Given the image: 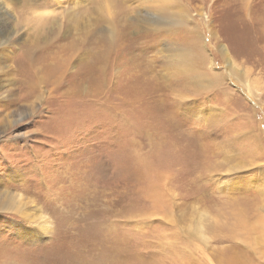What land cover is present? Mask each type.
<instances>
[{"label": "rangeland", "instance_id": "374dc122", "mask_svg": "<svg viewBox=\"0 0 264 264\" xmlns=\"http://www.w3.org/2000/svg\"><path fill=\"white\" fill-rule=\"evenodd\" d=\"M0 179V264H264V0H0Z\"/></svg>", "mask_w": 264, "mask_h": 264}, {"label": "bare ground", "instance_id": "6f19581e", "mask_svg": "<svg viewBox=\"0 0 264 264\" xmlns=\"http://www.w3.org/2000/svg\"><path fill=\"white\" fill-rule=\"evenodd\" d=\"M5 36V35H4ZM6 37V36H5ZM225 53V52H224ZM19 102H20V100H19ZM8 174V173H7ZM9 178V177H8ZM7 179V178H6ZM9 179H11V178H9ZM1 180V179H0ZM2 181V180H1ZM1 185V184H0ZM1 189H2V191H1ZM1 189H0V191H1V196L6 192L5 190H4V186H2L1 187ZM2 207V204L0 203V208ZM38 228V226H36V229ZM35 230V229H34ZM3 236V235H2ZM2 239V238H1ZM4 244V243H3ZM2 244V245H3ZM7 245V244H6ZM9 248V247H8ZM15 248V247H14ZM13 248V249H14ZM17 248H19V247H17ZM8 250H10V249H8ZM16 250V249H15ZM4 251V248L2 249V251L0 250V258L1 257H3V258H7V255H6V252H3ZM11 252V251H10ZM12 254V253H11ZM10 257V256H9ZM12 257V256H11ZM17 257V256H16ZM17 259V258H16ZM19 259V258H18ZM31 260V259H30ZM14 261V260H13ZM2 262V261H1ZM5 262V261H4ZM31 262V261H30ZM20 263V262H19ZM2 264V263H1ZM23 264V263H22Z\"/></svg>", "mask_w": 264, "mask_h": 264}]
</instances>
